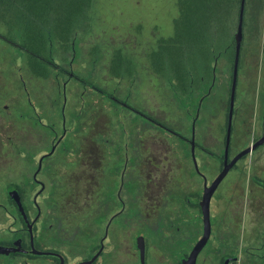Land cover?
Here are the masks:
<instances>
[{
	"label": "rangeland",
	"instance_id": "obj_1",
	"mask_svg": "<svg viewBox=\"0 0 264 264\" xmlns=\"http://www.w3.org/2000/svg\"><path fill=\"white\" fill-rule=\"evenodd\" d=\"M178 15L177 0H94L73 49L65 54L59 49L53 54L55 63L68 73L53 70L48 79L35 77L28 68L30 55L17 48L22 43L38 45L39 26H25L22 19L1 26L0 197L7 183L25 186L24 180L31 186L28 182L32 181L39 156L49 153L54 145L55 159L64 160L56 167L58 178L67 174L73 180L83 179L95 190L92 177L84 171L96 168L98 139L108 134L122 149L136 139L138 154L148 163L165 168L167 189L177 190L173 178L183 171V183L179 185L185 195L195 192L202 198V175L210 185L223 169L233 72L228 60L220 58L211 83L184 96L176 92L172 79L152 70L150 62L158 39L173 35ZM54 32L60 35L62 29ZM260 38L262 48L263 32ZM256 41L244 42L243 55L254 49ZM116 49L131 61L129 69L125 66L118 70L119 75L111 70ZM263 65V52L258 63L246 53L239 69L230 158L264 135ZM74 74L181 133L187 141L113 102L75 79ZM193 136L202 175L195 171L188 142ZM61 150L67 151L66 158L63 154L59 157ZM260 179L264 184V144L237 161L214 193L210 244L216 240L229 247L233 255L257 253L256 260L264 264V188L258 183ZM34 190L26 188L28 198ZM72 190L77 195L78 191ZM78 198L80 203L81 193ZM202 233L201 213L200 236Z\"/></svg>",
	"mask_w": 264,
	"mask_h": 264
},
{
	"label": "flooded vegetation",
	"instance_id": "obj_2",
	"mask_svg": "<svg viewBox=\"0 0 264 264\" xmlns=\"http://www.w3.org/2000/svg\"><path fill=\"white\" fill-rule=\"evenodd\" d=\"M127 108L187 141L162 122ZM98 140V164L84 171L92 177L95 190L83 179L73 180L67 174L58 178L56 167L64 160L55 159V145L49 153L39 156L32 181L28 182L31 186L24 180L25 186L18 182L4 186L0 197V249L9 251H0V264L189 263L203 235L200 236L202 198L195 192L185 195L180 187L183 171L173 178L178 186L171 191L165 187V168L142 158L136 139L124 145V150L111 135L103 134ZM60 152L59 157H67V151ZM195 171L202 175L196 165ZM202 176L204 186L208 185L206 176ZM28 187L35 188L31 199ZM15 197L20 198L23 212ZM212 237L211 231L195 264H260L257 253L233 255L229 247L216 240L210 244Z\"/></svg>",
	"mask_w": 264,
	"mask_h": 264
},
{
	"label": "trees",
	"instance_id": "obj_3",
	"mask_svg": "<svg viewBox=\"0 0 264 264\" xmlns=\"http://www.w3.org/2000/svg\"><path fill=\"white\" fill-rule=\"evenodd\" d=\"M93 3L94 0H0V28L7 22L12 23L13 19H22L25 26H39L38 45L30 47L22 43L17 48L30 55L28 68L31 73L48 79L53 70L68 73L55 63L53 54L59 49L64 54L73 49L77 32L89 20ZM177 6L179 15L174 20V33L158 39L150 65L156 74L174 81L179 95L186 96L211 83L215 64L220 58L228 60L233 72L241 0H177ZM13 8H22V12L14 13ZM56 29H62V33L57 35ZM262 32L264 35V0H246L239 69L243 67L246 53L257 63L260 51L264 54L260 41ZM247 39L258 40L254 49L246 50L243 55ZM26 43L29 44L27 40ZM130 65L131 61L123 56L121 49L114 50L111 58L113 73L119 75V69L125 66L129 69ZM74 78L119 104L125 102L77 74ZM221 160L223 166L224 155ZM258 183L264 188L262 179Z\"/></svg>",
	"mask_w": 264,
	"mask_h": 264
},
{
	"label": "water",
	"instance_id": "obj_4",
	"mask_svg": "<svg viewBox=\"0 0 264 264\" xmlns=\"http://www.w3.org/2000/svg\"><path fill=\"white\" fill-rule=\"evenodd\" d=\"M245 4H246V0H241L238 28H237V32L235 35L236 48H235V58H234V64H233L228 127H227L226 141H225L224 165H223V169L221 170L219 175L213 180V182L210 185H207L206 183L204 186V193H203L202 201H201V209H202V215H203V235L201 239L195 245L192 251L189 263L187 264H195L196 256L203 249V247L207 244L210 238L211 231H212L210 206H211V199H212L213 194L215 193V191L217 190V188L219 187L223 179L226 177L230 169L233 167V165L237 161H239L244 156L252 153L258 147L264 144V135H263L257 141H255L252 145L245 148L244 150L239 152L235 157L229 160L231 137H232V127H233L234 105H235L236 90H237V84H238L239 64H240L241 48H242V41H243V23H244V15H245ZM191 143H192V155L194 158V162H195L197 170H199L198 162L195 156L196 144H195L194 136H193ZM15 199L18 203L19 208L23 212V207H22L20 198L15 197ZM0 251L8 252L9 250L0 249Z\"/></svg>",
	"mask_w": 264,
	"mask_h": 264
}]
</instances>
